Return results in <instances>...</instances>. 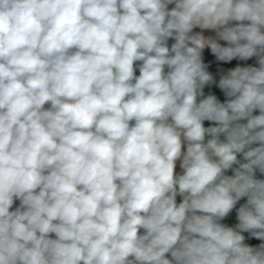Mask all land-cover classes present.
I'll use <instances>...</instances> for the list:
<instances>
[{
  "label": "clouds",
  "instance_id": "9594fccd",
  "mask_svg": "<svg viewBox=\"0 0 264 264\" xmlns=\"http://www.w3.org/2000/svg\"><path fill=\"white\" fill-rule=\"evenodd\" d=\"M257 172L264 0H0V264H264Z\"/></svg>",
  "mask_w": 264,
  "mask_h": 264
},
{
  "label": "crops",
  "instance_id": "0c3cea01",
  "mask_svg": "<svg viewBox=\"0 0 264 264\" xmlns=\"http://www.w3.org/2000/svg\"><path fill=\"white\" fill-rule=\"evenodd\" d=\"M173 6L174 5H170L169 7L171 8ZM195 31H203L205 36H209V35H213L214 36V33L210 32L209 30H200V29L197 28V29H194V32ZM171 43H174V40H172V39L169 40V46H171ZM221 43L223 44L225 42H221ZM204 58H205V62L209 63V71L213 74V76H214L215 80L217 81V83H218V80L220 78V74H222V73L226 74L228 69L233 68V67H235L237 65H240V66H249V65L258 66V64L256 63V58L255 57L249 59L248 61L233 60L230 63H224V62L216 61L214 56L210 53L209 49L205 50ZM137 63H139V62H137ZM136 74L137 75L139 74L138 68H137ZM210 93L217 95L218 99H220L221 102H223L226 99V97L224 96L222 91L219 90L218 87H216L215 84L205 87V94L207 95V94H210ZM255 114H258V111ZM209 123L210 122H205V126H208ZM238 158L242 159V157H238ZM181 171L182 170L179 169V166H177V172H181ZM228 174H231V172L229 171ZM257 178L264 179V175H262L259 172H257ZM245 199H242L239 203L245 202ZM180 200H181V198L178 196L177 197V202L179 203ZM18 205H19V201H17L16 204L13 206V210ZM226 222H230L231 225L234 227L235 224L238 223V221L235 219V213H231L227 218H225L224 221H222V223H226ZM244 235H245V243L249 244L250 246H258L260 243L264 242V241H260V240H257L255 238L251 237L250 234H248V233H244Z\"/></svg>",
  "mask_w": 264,
  "mask_h": 264
},
{
  "label": "built area",
  "instance_id": "2783aa9c",
  "mask_svg": "<svg viewBox=\"0 0 264 264\" xmlns=\"http://www.w3.org/2000/svg\"><path fill=\"white\" fill-rule=\"evenodd\" d=\"M226 224H227L228 226H232L230 222H226Z\"/></svg>",
  "mask_w": 264,
  "mask_h": 264
},
{
  "label": "trees",
  "instance_id": "16d2710c",
  "mask_svg": "<svg viewBox=\"0 0 264 264\" xmlns=\"http://www.w3.org/2000/svg\"><path fill=\"white\" fill-rule=\"evenodd\" d=\"M239 206V204L237 205V207ZM233 213H235V210L233 211Z\"/></svg>",
  "mask_w": 264,
  "mask_h": 264
}]
</instances>
